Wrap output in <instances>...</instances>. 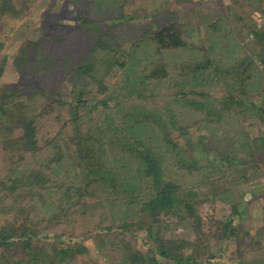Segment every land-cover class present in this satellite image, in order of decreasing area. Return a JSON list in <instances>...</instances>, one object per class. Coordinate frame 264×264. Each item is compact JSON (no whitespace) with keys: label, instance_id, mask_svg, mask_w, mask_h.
<instances>
[{"label":"rangeland","instance_id":"1","mask_svg":"<svg viewBox=\"0 0 264 264\" xmlns=\"http://www.w3.org/2000/svg\"><path fill=\"white\" fill-rule=\"evenodd\" d=\"M25 1H27V9L19 18L18 24L12 27L10 37L5 42V46L7 44V49L10 52L6 59L3 75L0 78V88H4L5 91L7 90L6 87L17 90L16 88L23 80L25 83H29L30 76L23 77L13 65V56L21 44L28 43L31 45V42L38 41L45 33L49 34L56 43L61 38H65L57 43L60 46L58 53L62 54V57L71 56L73 61L70 60V62H77L76 65L83 62L88 56L93 55L92 48L95 39L106 33L104 42L108 46L104 47V52H109L110 56H114L117 60L124 55L125 59H128V64H131V62H134V59H130L131 56L140 51L139 56L136 57L140 62L136 70L141 73L151 68L149 63L154 62L157 55V47L152 37L158 32L159 28L161 30L173 24L186 44L177 50L174 49L177 53H174V50H168L163 56H159L160 61L171 67L190 62L208 63L207 74L212 73V67L217 69L213 78L207 74L198 75L193 77V80L191 79L194 81L193 88L191 86L187 89L183 88V90H192L191 94L186 97L194 104H187L183 108H180L179 104L175 111L179 117L175 116L174 112H168L165 109L167 104H172L171 100L182 89L178 87L179 89L175 90L173 88L175 85L172 79L177 75L170 71L165 74L160 82H154V80L150 82L148 87L153 98L148 100L144 98L140 101L133 100L138 108L124 105L120 109L123 111L140 109L142 113L154 114H148L155 117V119H152V123H154L152 125L153 133L157 135L160 130H169V133H165L173 140L174 138L177 139L178 145H176L174 151L178 162L173 161L170 164V171L167 176L174 178L177 186L182 191L184 190L183 193L189 190L195 193L191 194V200L195 203V209L203 221L201 224L204 226L201 228V232L196 231L195 226L197 223L183 208L162 213L155 222L148 218L153 222L152 231H147L145 227L141 228L139 236L129 235L124 230L120 232H103V230L100 232L96 230L97 222L109 224L111 210L119 209H114L107 197H100L97 203H94L96 199L93 200V197H88L84 199L88 200V204L85 203L84 206L81 204L83 202L82 197L66 189L64 192L63 189L70 184V179L63 183L52 169L47 167L51 159L61 155V153L64 154L65 148L69 150L70 156L73 157L77 156L76 154L79 153L80 148L82 150L87 149V144L80 142V137L91 134L94 129L90 125L91 120L97 121L99 126L105 120L112 130L116 129L117 123L109 121L105 116H117L119 109L101 108L89 111L92 110V107H84V110L78 115L80 117L78 122L87 124V126L80 128L78 138L73 127L64 129L65 135H61L59 140L56 133L53 134L54 130L49 132L47 129L48 131L44 132L45 129L42 128L38 133L41 138V146L33 157L27 155L25 158L26 160L33 158L34 171L38 170L42 172L41 175L44 178L48 177L50 179L49 183L36 187V190L23 189L25 195L28 191H31L29 196L41 200V205L45 200H50L47 206L38 208L32 213L31 220L33 222L31 225L41 236L44 235L46 238L52 236L51 240H47L50 246L43 245L41 247L42 253L48 254L46 264H153L152 262L158 264H227L224 257L230 256V249L233 244L228 240L224 242L225 240H222L221 236L228 235V233H223L222 230L213 237V233L209 228L210 226L219 225L218 222L230 221L232 211L228 210L230 203L227 196H232V193L225 194L221 190L228 188L227 186H229L231 180L234 182L235 175L242 168L240 164H237L238 162L231 163L229 160L230 163L227 160L220 162V151L218 155L215 150L207 151L205 149V142L211 140L209 134L214 132L216 126L215 121H213V124L209 123L210 118L213 119L216 114L212 113L210 115L206 110L216 106V104L218 107L219 102L217 103L216 99L221 97L219 94L239 90L240 81L245 74L240 68H237V62H264V0H141L140 4L145 7L138 12L139 19L136 23H127L124 27H121V25L113 27L112 24V27L110 25L106 27L99 24V28L88 24L83 29H78L80 24L73 21L83 13L88 14L92 19L99 20L105 16L110 19L119 16L121 13L129 14L133 9L129 7L123 9L119 1L112 2L106 7L103 6L104 3L101 0ZM146 1H149V3ZM30 20L31 22H29ZM70 23L72 25L68 26ZM71 28L75 30L70 32L69 29ZM4 33L9 34L8 31L0 27V34ZM138 44L140 46L137 49L136 45ZM31 49V58L35 59V47H31ZM160 53H162L161 50ZM165 58H168L169 62H164ZM234 69L235 71H233ZM223 73L230 75L234 73V84L232 82L229 84L230 88H234L231 91L223 89ZM122 75H114L112 78V82H115L116 94H124L121 93L125 88L120 78ZM254 77L256 78L253 82L258 85L260 80H257V78L259 76ZM38 81H40L39 77ZM107 94H111L108 89L106 93L98 96L102 99L106 98ZM113 98L120 100L112 95V100ZM165 98L166 100L163 101ZM256 101L258 102V100ZM64 111H68V109L65 108ZM69 118L70 116L66 118V122ZM140 121L142 120L140 119ZM62 122H64V119ZM220 122L219 124L223 128L225 125L223 121ZM251 125L250 133L254 131L252 134H255L258 139H263L264 125H256L257 127L252 123ZM9 127L13 128L12 125H9ZM20 129L15 128L11 135L16 136ZM59 129L63 128L59 125L57 130ZM3 132L2 135H5L6 131ZM218 134L221 136L225 134V131L218 130ZM260 135L262 136L260 137ZM55 137L56 139H54ZM55 140L57 144H54ZM51 141H53L52 146L49 144ZM44 147L46 148L44 149ZM7 148L0 142V174L6 173L7 169L14 168L13 165H10V162L15 155ZM50 148L52 149L50 152L53 153L46 155L48 153L46 150H50ZM190 158L197 176L190 175L185 169V165L189 164L184 165V162H188ZM82 162L81 155L75 158L76 171L74 172L78 175L83 174L82 169H85L81 164ZM50 163H53V166L58 165L55 162ZM178 163H180L183 170L175 172ZM113 164L125 168L122 161L113 160ZM211 164L216 167L218 172L214 176L215 181L211 185H207L206 182H203L206 180L200 181V175L198 174L201 170H207L206 167ZM230 165L233 166L230 167ZM62 167L63 173L61 175L68 169L65 164ZM203 177H205L204 174ZM63 185H65L64 188ZM107 196L112 197L109 194ZM74 200H77L76 204H73ZM243 205L247 208V205L244 203ZM77 207H81V210H78ZM248 208L249 210L247 209L245 215H242L243 212L241 213L240 217L243 220L248 219L252 214L253 216L257 214V217H259L260 213L254 211L255 208L249 206ZM140 210H138L137 215L139 213L146 215L145 210L141 208ZM220 226H218L219 229ZM149 234L152 235V238L148 237ZM125 241L128 242V247L124 246ZM41 242H44L42 238ZM172 247H174V251ZM168 248L171 249L168 254L163 253L162 250ZM58 249H66L67 253H59ZM132 252L136 255L134 260L130 258ZM147 255L150 258L145 260ZM170 255L173 257L177 255L179 258L174 260L169 258Z\"/></svg>","mask_w":264,"mask_h":264},{"label":"trees","instance_id":"2","mask_svg":"<svg viewBox=\"0 0 264 264\" xmlns=\"http://www.w3.org/2000/svg\"><path fill=\"white\" fill-rule=\"evenodd\" d=\"M101 1L105 7L112 2L119 1L123 9L129 7L133 10L129 14L121 13L119 16L110 19L105 16L99 20L92 19L88 14L83 13L73 20L75 23L80 24L78 29H83L88 24L95 25L97 28H99V24L106 27L111 26V24L113 27L120 25L124 27L127 23L134 24L139 19L138 12L145 7L140 4L141 0ZM146 2L149 3V1ZM26 3L25 0H0V27L9 33L0 34V78L5 69L6 59L10 55L5 42L10 37L12 27L18 24L19 18L26 11ZM109 8L111 9V6ZM69 25H72V23ZM69 30L71 32L75 29L71 28ZM105 36L106 33H103L101 37L95 39L92 48L93 55L88 56L78 65H76L77 62H70V60L73 61L71 56L62 57V54L58 53L60 46L57 43L65 38H61L56 43L47 33L43 34L38 41L31 42V45L28 43L21 44L17 48V52L14 53L13 65L16 70L23 77L30 76V79L28 80L29 83H25L24 80L21 81V84L16 88L17 90L6 87L7 90L5 91L4 88H0V139H2L0 142L15 155L10 162V165H13L14 168L7 169L6 173L0 174V264H46L48 254L42 253L41 247L43 245L50 246L47 240H51L52 236L50 238H46L44 235L41 236L31 225L33 224L31 220L32 213L38 208L47 206L50 200H45L41 205V200L29 196L31 191H28L25 195L23 189L36 190V187L49 183L50 179L48 177L44 178L41 175L42 172L34 171L33 158L27 160L25 158L27 155L33 157L41 146V138L38 133L42 128L45 129L44 132L54 130L53 134L56 133L59 140L61 135H65L64 129L73 127L78 138L80 128L87 126V124L78 122L80 121L78 115L84 110V107H92V110L89 111L101 108L119 109L117 116H105L109 121L117 123L116 129L112 130L105 120L101 123V126L98 125L97 121L96 123L95 120H91L90 125L94 127L91 134L80 137V142H85L87 149L82 150L80 148L79 153L76 154L77 156L81 155V162L83 160L81 163L85 167V169H82L83 174L78 175L74 172L76 171L75 158L77 156H70L67 148L64 149V154L61 153L54 159L48 160L47 167L52 169L63 183L70 179L67 188H64L65 185L62 186L64 192L66 189L82 197L83 202L81 204L84 206L85 203L88 204V200H84L88 197H93V200L96 199L94 203L99 202L100 197H107L114 209H119L111 210L109 224L97 222V231L120 232L124 230L129 235L139 236L141 228L145 227L147 231H152L153 222L148 218L155 222L160 214L177 211L180 208H183L191 218H194L195 223H197L195 226L196 231L201 232V228L204 226L201 224L203 221L195 209V203L191 200V194L195 193L189 190L190 192L187 191L184 194V190L182 191L177 186L174 178L167 176L170 171V164L173 161L178 162L174 151V148L178 145L177 139L174 138L173 140L166 134L169 133V130H160L157 135L153 133L152 125L154 123H152V119H155V117L148 115L152 113H142L140 109H127L125 111L120 109L124 105L137 107L133 100L140 101L144 98L145 100L153 98L148 87L150 82L152 80L160 82L165 74L170 71L177 75L172 79L175 85L173 88L175 90L178 87L182 89L171 100L172 104H167L165 109L168 112H174V115L179 117L175 113L179 104L180 108L187 104H194L187 99L192 90H183V88L187 89L190 86L193 88V77L207 74L208 63L190 62L171 67L160 61L159 56H163L168 50H177L186 44L173 24L161 30L159 28L158 32L152 37L157 47V55L154 62L149 63L151 68L141 73L136 70L140 63L136 57L139 56L140 51L131 56L130 59H134L131 64H128V59H125L124 55L117 60L114 56H110L109 52H104V47L108 46L104 42ZM139 46L140 44L136 45L137 49ZM31 47H35L36 60L31 58ZM160 50L162 53H160ZM175 50L174 53H177ZM164 62H169L168 58H165ZM212 68V73L207 74L211 75V78L214 77L217 71L216 68ZM257 72L255 69L250 76H259L257 80L259 79L260 82L258 85L254 82L249 84L250 92L264 89L262 77ZM119 74H123L120 78L125 85L124 90L121 91L124 94H116L115 82H112L114 75ZM38 77L40 81H38ZM222 77L223 89L225 91L234 89L229 86L234 78L232 79L228 73H223ZM244 85L245 82L240 81L241 91L245 90ZM107 89L111 94H107L106 98H99L98 95L106 93ZM223 93L225 94H221V97L216 99V102H219L218 107L216 104V106L206 110L210 115L212 113L216 114L213 119L210 118V121L207 119L211 124L215 121L216 126L214 132L209 134L211 140L205 142V149L207 151L215 150L218 155L220 151L219 161L229 160L232 163L236 159V154L239 155L247 149L244 147L239 148L240 142L235 143L238 140L235 138L237 132L234 135L232 134L231 124L236 121L235 108L232 104L236 99L230 97L232 92ZM112 95L120 100L114 98L112 100ZM165 100L166 98L163 99V101ZM37 106L39 107L35 109ZM65 108L68 111H64ZM259 108L264 111V107ZM33 110L35 111L33 112ZM69 116L70 118L66 122V118ZM263 116L264 114H261V117ZM63 119L64 122H62ZM220 121H223L225 125L223 128L219 124ZM9 125H12L13 128H10ZM59 125L63 129L57 130ZM15 128L21 129L16 136H13L11 132H14ZM218 130H224L225 134L219 136ZM3 131H6L5 135H2ZM243 138L244 136L241 139L243 140ZM52 142L49 143L50 146H52ZM54 144H57L56 140ZM51 150V148L46 150L48 152L46 155L53 153L50 152ZM233 151H235V155H232ZM113 160L122 161L125 168L113 164ZM50 162L58 163V165L53 166V163ZM63 164L68 169L61 175ZM237 164L239 165V163ZM184 165L190 175L197 176L191 158L188 162H184ZM240 165L242 164L240 163ZM206 169L201 170L198 175H200V181L206 180L203 182L211 185L215 181L214 176L218 171H216L213 164L208 165ZM182 170L183 168L178 163L175 172ZM203 174L205 177H203ZM228 190L226 189L225 194ZM53 192L55 193V191ZM227 193L230 194V192ZM107 194L112 197H108ZM231 197L227 196L228 201L231 200L229 199ZM76 203L77 200H74L73 204ZM139 207L145 210L146 215L140 213L137 215L138 210H140ZM77 208L81 210V207ZM234 215L235 213L232 211L230 221H232ZM218 224L209 228L213 233V237L222 230L223 233L228 232L232 223L218 222ZM218 226H220V229ZM148 237L152 238V235L149 234ZM41 238L44 242H41ZM124 246L128 247V242L125 241ZM170 250L168 248L162 251L168 254ZM172 250L174 251V247H172ZM58 251L62 254L67 253L66 249H58ZM171 255L169 258L174 260L179 258L177 255L175 257ZM130 258L132 260L136 259L134 252L130 254ZM149 258V255H147L145 260ZM152 263L158 264L156 262Z\"/></svg>","mask_w":264,"mask_h":264},{"label":"crops","instance_id":"3","mask_svg":"<svg viewBox=\"0 0 264 264\" xmlns=\"http://www.w3.org/2000/svg\"><path fill=\"white\" fill-rule=\"evenodd\" d=\"M236 65L245 74L241 80L245 82V90L241 91L240 87L236 92L233 91L230 96L237 100L232 104L233 107L235 106L234 110L236 113V121L231 124L232 134L234 135L237 132L235 138L238 140L235 143L238 144L240 142L239 148L244 147L247 150H244L239 155H235V151H233L232 155L234 154L236 157L234 162L244 165H240L242 170L235 175L234 182L231 180L229 186H227L228 188L221 190L225 192L226 189H229L227 192L232 193L231 200L228 201L231 205H229L228 210L235 213L232 221H229L232 224L227 232L228 235L224 234L221 236L222 240H225L224 242L228 240V242L233 244L230 249V256L224 257V260L227 264H235L237 262H239L238 264H264V138L258 139L255 134H252L254 131L250 133L251 123L255 126L264 125V116L261 117L264 111L259 108L264 107V89L254 92L249 90V84L253 83L256 78L254 77L255 75L250 76L255 69L260 72L264 85V62H237ZM249 76L250 78H248ZM231 77L233 79L234 73H232ZM257 120L259 122H255ZM239 136L241 138L244 136L246 139L243 138L242 140ZM243 203L247 205V208H245L246 206ZM248 206L255 208L254 211L260 213L259 217H257V214L255 216L252 214L248 219L243 220L240 217L241 213L243 212L242 215H245L244 213L247 212V209L249 210ZM210 258L212 259L213 257Z\"/></svg>","mask_w":264,"mask_h":264}]
</instances>
